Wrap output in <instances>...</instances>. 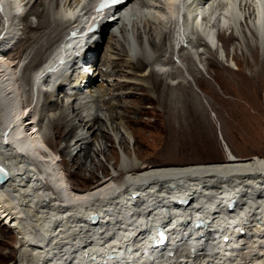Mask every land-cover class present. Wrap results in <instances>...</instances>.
<instances>
[{
	"label": "bare ground",
	"instance_id": "1",
	"mask_svg": "<svg viewBox=\"0 0 264 264\" xmlns=\"http://www.w3.org/2000/svg\"><path fill=\"white\" fill-rule=\"evenodd\" d=\"M8 1L3 0L6 9L3 20L6 19L14 29L11 30L8 25L5 29L0 26V225L9 226L20 236L17 244L23 254L19 264H264V158L244 160L232 154L223 163L204 164L196 161L185 166L181 163L172 166L170 163L151 165L131 161L122 165L121 181L115 178L119 174H114L112 178L104 177V181L95 189L79 191L68 187L67 178L62 174L58 161L48 155V151L45 152L42 140L37 136L40 131L36 130L37 127L35 130L32 128L30 101L24 98L27 90L23 82L28 86L32 77L38 80L39 85L42 83L39 76L47 72L51 61L35 75L32 72L39 67L43 53L56 42L57 46L62 41H59L60 37L63 35L64 38L69 29L83 26L92 18L98 19L101 16L100 40L89 43V53L84 57L86 66H97L102 42L110 25L105 17H114L120 11H126L129 15L149 2L126 0L118 7L107 9L104 15L102 11L89 13L92 0L85 4L79 2L80 14L74 22L65 13L64 16L70 18L67 23L62 24L61 16L53 17L54 21L62 24V27L59 23L55 25L58 28L56 30L50 26L51 16L48 18V2L52 0H23L25 12L19 15L14 13V10H18V4ZM173 7L175 20L169 22L170 27L174 25L179 44L187 42L193 48L197 47L187 36V23L190 20L195 31L198 27L203 28L209 46L214 47L216 39L220 40L228 53L230 45L239 38L235 33L236 21L243 16L256 39L254 47L249 43L255 59L249 64L248 55L243 54L249 75L238 69V64L242 65L244 61L239 55L229 53L228 57L236 62L241 74L233 73L228 65L226 67L220 62L216 63L224 87L214 89L213 100L217 104L215 98L218 96L223 106L237 112L241 120L251 112L257 115V105L253 98L264 78V0H175ZM220 11L222 16L218 24L215 18ZM250 11L253 21L244 13L249 14ZM30 15L45 21L35 24L28 22ZM19 24L24 31L30 28L40 31L38 26H42V30L50 27L53 29L45 41L44 51L36 50L21 77L15 72L23 54L18 50L25 43L35 40V36L29 38L27 34L20 35ZM217 26H220L218 31ZM125 33L126 28L122 27L120 35ZM112 36L110 47L114 49V42L119 35ZM151 44L155 50H159L153 36ZM175 44L174 49L178 47V43ZM198 46H201V42ZM8 47L18 53L8 52ZM183 48L182 45L180 51ZM67 50L71 52L68 46ZM9 54H12V59L8 57ZM203 54L198 49L194 55L191 54L192 57L184 55L183 60L190 62L193 69L194 60H201ZM161 56L163 53L157 59ZM138 59L136 62L130 61L129 68H135L134 72L141 73L147 61L144 55ZM9 60H13V64H9ZM172 62L171 59L167 63ZM113 63L110 62L111 65ZM208 63L211 65L213 62ZM158 65H161L160 62ZM60 67L61 63L55 69ZM32 68L30 77L26 72ZM209 68L205 67L204 71L198 68L193 70L197 75L203 72L211 80L208 76ZM76 69H72L71 75ZM112 69L110 74L116 70V66ZM97 70L94 69L93 73ZM76 73L74 80H70V75H67L66 79L55 86L57 98L60 93L70 98L64 101L65 105L52 96L46 97V103L44 101L43 104L44 109L61 106V113L54 119L53 138L58 140L65 137L67 144L62 152L71 159L77 170L85 172L87 167L84 161L88 160L92 150V145L88 144L89 138L94 136L96 140H110L97 116L83 115L88 97L98 101L102 89L104 95L121 97L123 95L112 92V88L119 91L122 87L133 86L127 83L111 84L108 79L105 82L109 86L105 87V83L99 86L95 79L97 74L89 76L83 69ZM103 73L106 76L108 74ZM142 74L140 76L144 78L152 74L153 88L165 89L163 95L168 93V98L173 100L183 101L185 93L195 94L199 89L197 84L194 89L183 85L173 86L157 72ZM213 82L215 84L216 80ZM96 83L99 90L95 91L94 88L91 91ZM199 92L208 101L205 92ZM16 96L18 102L15 104L13 99ZM111 115L116 116L113 122L128 117L127 112H113ZM254 119L259 118L254 116ZM72 120H76L79 127L87 129L88 137L75 135L77 127L69 125ZM63 126L67 128L61 132ZM72 135H75L77 152L70 147ZM47 142L55 147L50 139ZM168 161L170 159L165 160ZM231 200L235 202L234 208L228 211L225 207ZM164 232L168 234L165 242L162 241Z\"/></svg>",
	"mask_w": 264,
	"mask_h": 264
},
{
	"label": "rangeland",
	"instance_id": "2",
	"mask_svg": "<svg viewBox=\"0 0 264 264\" xmlns=\"http://www.w3.org/2000/svg\"><path fill=\"white\" fill-rule=\"evenodd\" d=\"M12 1L18 4V13L24 14L26 8L24 1L10 0L11 3ZM146 1L147 3L149 2L148 5L142 6L129 15H127L126 11H120L118 14H115L114 17H105L110 20V25L107 27L108 30L104 42H102V49L99 52L97 66L90 68V66L85 65L81 69L78 68L74 70L72 75V70H69L64 74L62 73L57 78L61 81L62 79H66L67 75H70V80H74L77 76L76 71L83 69L87 74L89 73V76H95V74H97L95 79L98 80L97 83L99 86L103 85V83H105V87L109 86L107 82H105L106 79H108V82L111 84L120 83V85H122L127 83L133 87L134 85L138 87H134V91L131 90L133 87H126L124 89L122 87L121 89L123 91L121 89L118 91L112 88V92L115 91L117 95H123L121 97L104 95V89L99 93L101 98H99L98 101L88 97L89 100L83 107V115L87 116L88 114H92L93 117L97 116V118L100 119V125L103 126V131L110 137V140L106 141L99 138L96 140L94 136L89 138L88 144L92 145V150L88 160L84 161L87 167L85 172L77 170L71 159L66 157V154L62 152L67 144V141L64 140L65 137H60L58 140L53 138L54 119L58 117L62 109L61 106H59V108L55 106L50 109H44V104L48 97L52 96L54 100L57 98L54 86L52 90H49L52 88L53 76L49 79L48 84L41 83L38 85L36 88V95H34V92L31 90L33 84L31 72L33 68L26 72L32 80L31 84L28 86L23 82L27 90V96H24V98L30 101L29 110L31 111L30 122L33 123L32 128L34 129L37 127L36 130L40 131L37 136L40 138L39 140H42L45 152L48 151L46 153L58 161L62 174L67 178L68 187L75 188L79 191L92 190L99 186L104 177L112 178L114 174L121 175L120 177L118 176V178L115 177L117 181H121L123 179L121 170L122 165L131 161L151 165L170 163L172 166H177L181 163V165L185 166L196 161H201L204 164L223 163L232 154L244 160H250L254 157L264 158V78L262 80L263 83L258 86L256 97L254 96L255 98H253L254 104L257 105L255 106L257 108V115L251 112V114L248 113V115L241 120L238 118L237 112H233V110H229L223 106V101H221L218 96L215 98L217 104L213 100V96L215 95L214 89L224 87L223 81L220 80L222 77L220 73H218L219 65L216 63L220 62L222 66H229V69L233 73L241 74L240 71L237 70L236 62L228 57L229 53H231V55L232 53L234 55H239L244 61L242 65L238 64V69H240L242 73L249 75V71L246 68L247 62H245L243 54L248 55L249 64L253 63V58L255 59L252 52H250L249 45L251 44L252 47H254L256 39H254L249 25H246L247 23L244 22L243 16L239 17L238 21H236L235 33L239 38H236L230 45L229 53L220 40L219 42L216 39L214 47L209 46L205 40L204 31L202 30L203 34L195 33L190 20L189 23H187V36L193 40L197 47H194V49L192 46L188 45L187 42H184V48L181 51L182 45L177 48L176 51H173L174 47H176L175 43L179 45L178 38L172 36L174 33V25L170 27L169 22L171 19L175 20L173 12V3H175V0ZM79 2L80 4H85L88 0H71V6L70 0H52L48 2V18L51 16L50 18L52 20L50 26L53 28L59 23L53 20L54 16H61L60 20L62 24L67 23L70 18L71 22H74L80 14L78 7ZM71 12H73V17ZM220 12L218 13V17L215 18L217 23L222 16V12ZM64 13L70 18H66ZM244 13L247 16L249 15L251 17L250 20L253 21L251 11L249 14L247 12ZM29 19L28 22L34 24L39 21L40 23L45 21V19H40L34 15H30ZM62 24H60L61 27ZM9 26L11 30L14 29L13 25L11 26L10 24L8 27ZM19 27L18 32L20 35L27 34L29 38H34L35 36V40H32L31 43H25L26 45H22V49L20 48L18 50L19 53L22 54L23 52V54L15 72L21 77L25 74L27 65L36 50L44 51L45 41L54 28L52 29L50 27L42 30V26H38L40 31L30 28L27 29V32V30H22V25ZM122 27L126 28L125 35H120V29ZM219 27H216V31L219 30ZM55 29L57 30L58 28L55 27ZM32 30L35 32H32ZM226 33L228 34L229 32L226 31ZM112 35H119L115 41L116 43L114 42V49L110 47ZM152 36L159 45L158 51L155 50L151 44ZM61 38H63V35L60 37L59 41L62 40ZM199 42H201V46H198ZM56 43L43 53L44 57L41 62L51 58ZM9 47L7 49L9 50L8 52H13L14 54L18 53L17 50H12ZM198 49L204 52V54L201 56V60H194L192 64L193 69L196 70L198 68L204 71L205 67H210L208 76L211 80H209L203 72L197 75L195 70L192 69L190 62L183 60L184 55L192 57ZM161 53H163V56L158 60V55ZM143 55L146 57L147 61V65L143 70L144 72H134L135 68H129L130 61L136 62L139 60L138 58L141 56L143 57ZM8 57L10 59L13 58L12 54H9ZM171 59L173 62L167 63L171 61ZM111 61H114L117 65L115 63L111 65ZM7 62L13 64V60ZM159 62L161 64L160 66L158 65ZM208 62L213 63L209 65ZM115 66L116 72L113 71L110 74L113 70L112 68ZM94 69L98 70L93 73ZM192 71L195 74L192 73ZM103 72H107L110 76L108 74L106 76ZM152 72H157L167 83L173 86L183 85L185 88L191 87L194 89V86L197 84L199 88L197 89L198 92L195 94L185 93L183 101L170 99L168 98L167 92L166 96L163 95L165 89L163 90L162 88L158 90L157 88H153L152 83L154 82V76H152ZM142 73L151 75L149 78L147 76L144 78L140 76ZM212 79L214 81L216 80L215 84ZM208 82H210V85ZM97 83L91 88V91H93L94 88L95 91L99 90ZM199 91L205 92L204 96L208 98V101L204 99ZM89 94L90 92H88V95ZM93 95L96 94L94 93ZM64 96L63 93H60L57 98L59 103L70 100L69 97L66 96L67 98H65ZM13 100L16 104L18 102V96ZM44 101L45 103L43 104ZM65 102L63 103L64 105L66 104ZM113 105L114 108H112ZM65 112L69 114L66 110ZM113 112H127L128 117L125 116V120L118 118L113 122L112 119L116 118V116L111 115ZM212 115H214V117H212ZM254 116L259 119L255 120ZM246 119L251 121H246ZM253 119L254 121H252ZM76 122V120L69 122V125L71 124L77 127L75 135L80 138L88 137L86 132L87 129L79 127V124ZM65 128L67 127L63 126L61 132H63ZM75 135H72L73 138ZM73 138L71 137L70 147L72 151L74 150V152H77V148L75 149L76 145H74L76 139L74 138V140ZM48 139H50L52 143H55V147L47 142ZM100 149L102 150L100 151ZM168 159H170V161L165 162V160ZM19 237L20 236L9 226L0 225V264H19L20 256L23 254V251L19 249V244H17Z\"/></svg>",
	"mask_w": 264,
	"mask_h": 264
},
{
	"label": "water",
	"instance_id": "3",
	"mask_svg": "<svg viewBox=\"0 0 264 264\" xmlns=\"http://www.w3.org/2000/svg\"><path fill=\"white\" fill-rule=\"evenodd\" d=\"M234 204H235V202H234L233 200H231V201L229 202V206H230L231 209L234 208Z\"/></svg>",
	"mask_w": 264,
	"mask_h": 264
}]
</instances>
